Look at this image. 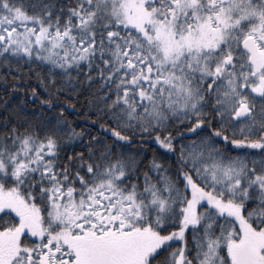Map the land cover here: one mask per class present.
<instances>
[{"label":"snow or ice","instance_id":"obj_1","mask_svg":"<svg viewBox=\"0 0 264 264\" xmlns=\"http://www.w3.org/2000/svg\"><path fill=\"white\" fill-rule=\"evenodd\" d=\"M0 70V264H264V0H0Z\"/></svg>","mask_w":264,"mask_h":264},{"label":"trees","instance_id":"obj_2","mask_svg":"<svg viewBox=\"0 0 264 264\" xmlns=\"http://www.w3.org/2000/svg\"><path fill=\"white\" fill-rule=\"evenodd\" d=\"M0 71H2V70H0ZM77 116H78V118H83L79 113L77 114Z\"/></svg>","mask_w":264,"mask_h":264}]
</instances>
